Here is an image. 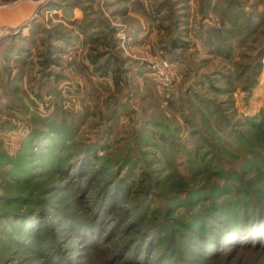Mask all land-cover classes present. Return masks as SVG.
I'll return each instance as SVG.
<instances>
[{"label": "rangeland", "instance_id": "rangeland-1", "mask_svg": "<svg viewBox=\"0 0 264 264\" xmlns=\"http://www.w3.org/2000/svg\"><path fill=\"white\" fill-rule=\"evenodd\" d=\"M219 3L233 6L226 20ZM12 7L30 10L21 23L0 26V149L18 158L27 132L42 128L40 117L47 116L67 119L73 132L71 146L69 140L53 144L60 155L89 143L98 155L114 154L121 150L120 138L136 136L128 143L142 152L118 178L135 183V190L147 188L141 202L150 207L130 233L155 227L160 219L168 230L157 242L180 257L179 264H223L226 256L225 264H264L262 236L255 240L262 247L238 236L232 243L245 245H226L210 259L198 254L199 245L195 254L187 252L190 243H211L194 219L219 221L214 217L224 215L222 204L245 191V200L264 199V0H0V16ZM48 43L56 62L44 68ZM90 53H101L96 64L106 58L114 63L112 53L124 59L118 84L111 72L96 73ZM70 161V167L78 164L76 151ZM91 196L82 188L77 202L63 208L87 218ZM0 221L8 228L9 221ZM118 228L99 245L119 243ZM68 234L58 264L122 263L89 247L86 261L87 246L77 248L83 240L73 230ZM49 243L18 253L17 244L2 242L0 261L10 256L4 264H51Z\"/></svg>", "mask_w": 264, "mask_h": 264}, {"label": "trees", "instance_id": "trees-1", "mask_svg": "<svg viewBox=\"0 0 264 264\" xmlns=\"http://www.w3.org/2000/svg\"><path fill=\"white\" fill-rule=\"evenodd\" d=\"M49 5L51 6V4ZM228 5L224 3L218 5L219 13L224 20L232 14L233 6L232 4ZM209 30L214 32L215 29L212 27ZM48 44L49 49L47 48L43 53L44 68H50L51 64L56 62V59L52 57L53 52L50 48L52 44ZM100 54H89V58L94 64V70L103 76H107L111 72L115 83L118 84L124 59L121 57L118 59L117 54L112 53L110 56L115 59L114 63L110 58H106L104 62L96 64ZM51 74V71H45V75L50 76ZM223 78H226L228 84L231 82L228 75L224 74ZM209 80L213 82V79ZM40 119L42 128H34L27 132L18 158L10 156L7 150L0 149V170H2L0 185L4 188V191L0 193V220L9 221V226L5 229H2L3 223L0 221V231H2L0 243L17 244L15 250L18 253H26L40 250L43 243L51 242L48 244V248L51 249L49 254L53 255L49 260H51V264H58L59 261H63L58 259L57 253L62 247L60 242L69 236L68 230H73L79 236L78 240H83L80 246L76 245L77 248L87 246L83 249L86 261L90 252L84 250L89 247L97 252L102 251L108 258H113L116 262L121 261L124 264H179L180 257L175 258L174 255H168L167 250L170 251V248L166 245L163 246L161 239L157 242L156 236L158 234L163 236L168 230L166 222H161L159 219L155 227L145 226L136 229L137 234L129 231L135 224L142 223L146 209L150 207V203L146 199L141 202L142 195L147 193V188L141 191L135 190V183L127 182L125 177L118 178V173L124 168L123 166L142 152L138 144L132 146L131 143H128L133 142V139L138 140V138L136 136L128 140L120 138L119 147L121 150L118 149V152L114 154L98 155L93 151V144L89 143L83 145L81 149L73 148L68 155L66 153L60 155L59 152H54L53 144L55 142L69 140L67 145L71 146L72 144L73 132L67 125V119L57 120L49 116L40 117ZM49 140H52L53 143L48 144ZM125 144L127 147H124ZM74 150L79 161L76 166L70 167V156L72 157ZM33 159L37 160L35 166L31 165ZM121 160H123V164L115 166ZM135 164L137 165L136 161L131 163L134 166ZM259 165L264 167V164ZM112 168H115V171L106 174V171L108 172ZM52 172L58 173L59 177L56 180L54 176L50 175ZM65 175L69 178L59 182ZM42 176L44 179H41ZM261 180L264 184V180L262 178ZM75 188L79 189L78 195H74ZM82 188L92 191V196L86 200V205L92 209L87 218L76 213H69L63 208L67 201L77 202ZM246 194L247 191L234 202L222 204L221 209L224 211V215L214 217H219V221L194 219L195 222L200 223V228H205L207 238L211 243L210 245L190 243L191 246L187 252L195 254L196 247L194 245H199L203 249L198 254L210 259L226 245H234V247L245 245L239 241L232 243L233 240L239 238L238 236H248L251 242H254L247 243L248 245L256 246L257 244L258 247H262L261 243L257 242L264 240V235H261L264 233V199L245 200ZM176 197L178 198L175 193L173 199ZM178 201L179 199L176 200V202ZM244 201L249 206L245 205ZM183 204L186 203L183 202ZM55 213L60 216L62 221H57V218L55 220ZM116 226L117 228L120 226L117 229L119 243H110L107 247L99 245L104 237L108 238L110 234L113 235L112 232ZM192 228L195 226L193 225ZM259 238L260 240L255 242ZM112 239L113 236L108 240L112 242ZM216 246H219V249L212 253L213 247ZM2 251H6V249H2ZM9 257H4V261L1 260L0 264H4L9 260ZM227 259L228 256L224 257L223 264ZM181 264L185 263L181 262ZM226 264H230V261L228 260Z\"/></svg>", "mask_w": 264, "mask_h": 264}, {"label": "crops", "instance_id": "crops-1", "mask_svg": "<svg viewBox=\"0 0 264 264\" xmlns=\"http://www.w3.org/2000/svg\"><path fill=\"white\" fill-rule=\"evenodd\" d=\"M15 7H12L5 15L0 16V26L1 25H16L21 23L25 18L26 14L24 12H28L30 9L27 8L26 10H23L21 8L14 10Z\"/></svg>", "mask_w": 264, "mask_h": 264}, {"label": "built area", "instance_id": "built-area-1", "mask_svg": "<svg viewBox=\"0 0 264 264\" xmlns=\"http://www.w3.org/2000/svg\"><path fill=\"white\" fill-rule=\"evenodd\" d=\"M165 64L163 65V64H160L162 67H164V69L165 68H167L168 67V65H167V63L166 62H164Z\"/></svg>", "mask_w": 264, "mask_h": 264}]
</instances>
